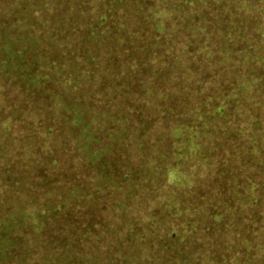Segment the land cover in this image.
I'll return each mask as SVG.
<instances>
[{"label":"trees","instance_id":"16d2710c","mask_svg":"<svg viewBox=\"0 0 264 264\" xmlns=\"http://www.w3.org/2000/svg\"><path fill=\"white\" fill-rule=\"evenodd\" d=\"M231 1L0 0V264H264V144L200 209L178 189L202 163L170 150L188 128L201 154L204 123L264 118L257 58L237 42L214 68L243 31Z\"/></svg>","mask_w":264,"mask_h":264},{"label":"rangeland","instance_id":"374dc122","mask_svg":"<svg viewBox=\"0 0 264 264\" xmlns=\"http://www.w3.org/2000/svg\"><path fill=\"white\" fill-rule=\"evenodd\" d=\"M224 1V0H223ZM222 3V1H220ZM231 9L230 12H227V19L229 21H233V19L238 17V13L233 11L234 9L232 7H237L241 14L246 16L242 19L243 26L241 31L242 33H236V30L234 31V28H232V32L229 33L231 24L227 23V27L225 29L230 34L229 39H224L225 42H231L230 50H231V57L230 54L225 51L224 46H219V49L221 51H215L217 55H222L223 52H226V57L220 58L221 60H217L214 64V68L216 69V73L226 74L229 71L228 64H226V60L234 61V48L233 45L237 42H241V46L237 48L239 52H245L251 54L254 58H257V61H253V64L257 63L256 66L260 69L264 67V5L261 0H232L227 4ZM262 10V11H260ZM194 14L193 10H190ZM261 15V19L259 18V14ZM218 17V14L216 13V18ZM178 19H181L178 17ZM257 20V21H256ZM182 21V20H181ZM259 21L261 27H258L257 29H254L253 32L257 31L255 35L253 34L252 30L253 27H256L257 22ZM252 36V37H251ZM219 39V32L215 29L214 30V40ZM241 54V53H238ZM244 58L246 55L242 54ZM149 60V58L145 59L143 62L146 63ZM247 61V60H246ZM245 67V66H244ZM246 68V67H245ZM262 75H264V68L262 71ZM250 74V73H249ZM248 74V76H249ZM251 76V75H250ZM248 78V77H247ZM216 80L223 85V89L220 91H225L227 95H229V92L231 96H234L237 93V90L235 89L237 84H235V81L232 83V87L228 84V78L225 76L217 77ZM214 82V90L215 92L218 91L219 83ZM264 84V81H263ZM260 84H254V87H257L258 89ZM146 90H148L146 88ZM218 91V92H220ZM249 91V82L247 86L243 87V98L246 100H249V96H247V93ZM261 90L257 91L252 95V98L258 101H263V98H257L254 96L259 95ZM159 94H164L163 92H160ZM232 108V107H231ZM233 109V108H232ZM264 115V110L261 111ZM245 118V116H244ZM211 119V118H209ZM201 124V123H200ZM217 126V131L214 130V133L210 131V128L204 123V129H202V134L199 135V137H203L204 140L200 142V152L202 155L206 156L203 157L201 154H193L192 150L195 146V141L193 139L194 131L191 129H186L185 132L187 134V137L185 141L183 142V146L179 147L176 143L170 140V150L172 152V155H177V152H182V154L193 161L200 162L203 165V168H200V170L196 171L194 176L191 175L188 171L187 174L184 175L182 180V186L179 187L178 191L179 193L183 194L186 197H194V199H198L197 202L191 201L193 205V209H200L204 207L205 200L202 202L201 195L202 192L206 190L205 194L211 198L210 190L214 188V183L220 186L223 184L222 177H225L228 175V163L231 164V167L233 164L238 163L240 161H245L248 159V157L252 156L257 150V146L262 143L264 144V118L260 119L258 117L252 118L251 120H243L242 122H236L234 123H221V122H215L214 125ZM251 130V133H250ZM167 132L170 133V135L173 137L177 132H180L178 128L174 126V123L170 126V128L167 130ZM197 136V134H196ZM149 139V138H148ZM214 146V148H212ZM234 146H238L241 148L240 156H236L234 152H232L231 148H234ZM253 151V153H249ZM176 152V153H175ZM240 152V150H239ZM209 156H214V158H211ZM253 159V158H251ZM222 162L221 165L224 167V171L217 172L214 167L215 161ZM196 164L194 162H187L186 165L190 167V165ZM171 169V168H170ZM242 171V170H241ZM166 179L168 181H173L175 183V180H173V169L169 170L167 174L165 175ZM198 177L199 179H197ZM177 181V180H176ZM218 188V190H219ZM230 189V187H228ZM246 189V188H241ZM236 196L233 190V187L231 188V194L233 196V200L237 197H243V194L245 191L241 192ZM203 196V195H202ZM230 199V201H232ZM238 205H242V200H237ZM190 214V213H189ZM214 216V215H213ZM230 222V221H229ZM229 222L225 221L224 226L228 227Z\"/></svg>","mask_w":264,"mask_h":264}]
</instances>
